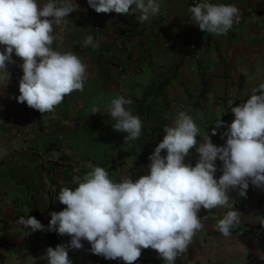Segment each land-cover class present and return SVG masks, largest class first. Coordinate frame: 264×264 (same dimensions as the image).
I'll return each instance as SVG.
<instances>
[{"label": "crops", "instance_id": "obj_1", "mask_svg": "<svg viewBox=\"0 0 264 264\" xmlns=\"http://www.w3.org/2000/svg\"><path fill=\"white\" fill-rule=\"evenodd\" d=\"M77 2L79 9L54 26L53 48L71 50L83 58L88 66L83 91L67 95L54 112L41 113L18 102L23 60L15 53V62L8 65L11 80L0 90V148L7 151L0 158V264H46L40 257L47 247L70 240L67 234L54 239V231L27 233L18 219L35 216L47 226L50 213L66 207L55 199L59 191L65 186L74 189L76 178L83 179L91 170L89 165L102 161L105 146L114 148L106 155L117 152L120 131L110 128L115 120L106 111L91 113L93 107L107 109L119 95L130 96L133 103L147 95L168 103L161 111L167 125L185 110L200 130L198 144L207 132L222 145L226 125L212 135L215 122L230 123L234 117L226 119V110L244 103L252 89L264 83V0H212L235 4L240 10L239 22L218 35L193 24L188 11L193 0H159V13L145 22L136 19L139 9L131 12L135 5L128 14L98 13L87 0ZM89 34L99 41L97 48L84 45ZM107 50L114 51L116 58L104 57L102 52ZM51 141L58 148L48 150ZM93 146L99 149L88 150ZM150 154L130 156L116 171L98 166L116 181L128 175L135 180L148 172ZM161 154L166 155V150ZM197 159L198 153L190 149L186 161L195 164ZM217 166L218 177L222 174L219 159ZM230 195L241 213L231 235L225 237L216 229L227 208H201L198 214L207 217L204 227L197 230L176 264H264V189L250 185L246 197L237 190ZM83 243L81 249H69L73 264H126L93 254L87 250L89 242ZM133 264H163V260L149 247Z\"/></svg>", "mask_w": 264, "mask_h": 264}, {"label": "clouds", "instance_id": "obj_2", "mask_svg": "<svg viewBox=\"0 0 264 264\" xmlns=\"http://www.w3.org/2000/svg\"><path fill=\"white\" fill-rule=\"evenodd\" d=\"M96 12L128 14L140 10L139 22L159 13V0H87ZM77 0H0V90L11 80L8 65L13 53L22 58L23 75L19 80L18 102L41 113L54 112L74 90L83 91L88 66L76 52L53 48L54 26L61 25L70 13L79 9ZM195 25L206 33L225 34L238 23L240 10L235 4L198 0L188 8ZM85 46L97 48L99 41L89 34ZM258 93V94H257ZM132 98L119 95L107 109L95 106L91 113L106 111L115 120L114 130L127 135L125 141L141 136L143 121L126 107ZM234 119H222L211 129L215 135L226 125L217 145L206 132L198 144L199 128L189 112L181 110L149 156L148 172L135 180L131 175L112 179L105 167L89 165L76 187H63L55 199L66 205L50 213L45 226L35 216L19 217L27 233L55 231L69 235L66 243L49 246L40 259L46 264H73L69 249H81L83 241L93 254L105 259H122L133 264L142 249L156 250L163 264H176L187 251L197 230L204 227L203 209L227 208L216 224L225 237L240 222L241 213L231 202L232 190L247 196L249 186L264 189V83L252 89L242 104L231 107ZM195 149V164L186 161ZM166 150V155H162ZM7 154L0 148V158ZM217 159L222 174L217 177ZM134 163V162H133Z\"/></svg>", "mask_w": 264, "mask_h": 264}, {"label": "trees", "instance_id": "obj_3", "mask_svg": "<svg viewBox=\"0 0 264 264\" xmlns=\"http://www.w3.org/2000/svg\"><path fill=\"white\" fill-rule=\"evenodd\" d=\"M170 77L162 80L161 84L168 81ZM144 96L141 101L134 102L130 106V110L133 114L138 115L143 121V127L141 136L135 140L125 141L124 137L127 135L124 132H120V147L115 154H110L114 149L112 146H105L103 149V159L98 165L109 166L112 170L116 171L118 167L125 162V160L133 155H147L152 153L158 143L163 139L165 135V126H167L161 111L168 107V103H163L158 99H148ZM237 105V104H236ZM224 117L226 119L234 117V113L231 110H226ZM112 132L113 127L110 126ZM111 132V131H110ZM95 134L94 131L89 132ZM101 132L98 133L100 135ZM58 146L55 141H51L48 150L56 149ZM99 147H88V150L95 152ZM89 155V153H88ZM91 156V155H90Z\"/></svg>", "mask_w": 264, "mask_h": 264}, {"label": "built area", "instance_id": "obj_4", "mask_svg": "<svg viewBox=\"0 0 264 264\" xmlns=\"http://www.w3.org/2000/svg\"><path fill=\"white\" fill-rule=\"evenodd\" d=\"M197 2H198V0H193V3L194 4H196ZM203 38H207V34H203ZM102 54L107 59H111L112 60V59H115L116 58V54L112 50H107L105 52H102ZM0 110H1V106H0ZM2 121H3V119L0 116V122H2ZM53 238L56 239V240H60V239H63L64 238V235H60V234H58L57 232L54 231Z\"/></svg>", "mask_w": 264, "mask_h": 264}]
</instances>
